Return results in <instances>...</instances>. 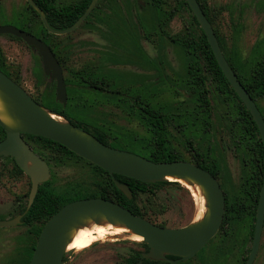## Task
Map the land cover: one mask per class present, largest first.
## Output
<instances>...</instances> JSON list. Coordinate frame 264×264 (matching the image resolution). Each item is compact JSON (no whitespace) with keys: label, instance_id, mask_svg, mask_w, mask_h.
Segmentation results:
<instances>
[{"label":"rangeland","instance_id":"1","mask_svg":"<svg viewBox=\"0 0 264 264\" xmlns=\"http://www.w3.org/2000/svg\"><path fill=\"white\" fill-rule=\"evenodd\" d=\"M59 1L64 4L74 0ZM148 2L98 0V9L87 26L49 39L60 46L55 53L67 90L62 110L113 147L138 155L154 148L155 135L144 117L151 113L163 116L166 146L183 161L192 162L197 155L199 164L217 169L229 208L239 205L251 211L240 214V218L230 214L225 223L231 226L226 240L232 241L241 228L253 226L255 209L254 200L244 196V165L249 154L238 140L241 129L237 102L232 95L217 90L209 76L206 87L210 110L200 112L192 95V78L187 74V64L193 58L177 46L179 42L172 43L188 30L196 31L191 14L178 0H165L156 12ZM205 6L223 54L232 59L236 52L244 75H248L264 52V0H205ZM29 16L24 0H0V25L41 34L39 21ZM137 18L140 22H136ZM0 61L19 86L52 111L45 106V94L54 93L55 83L44 74L33 48L22 40L0 35ZM257 106L264 116V98L257 100ZM33 148L43 160L50 161L51 177L46 189L56 195L95 192L101 176L91 165L67 156L56 162L48 150ZM29 189V178L18 174L12 161L0 159V221L13 218L18 206L27 200ZM150 198L140 195L135 202L142 218L162 227L185 226L199 209L188 190L177 185L165 186ZM44 224L0 228V264H29L39 236L37 230ZM245 237L249 248V234ZM141 243L108 238L84 251L66 252L63 264H119ZM254 264H264V229Z\"/></svg>","mask_w":264,"mask_h":264},{"label":"water","instance_id":"2","mask_svg":"<svg viewBox=\"0 0 264 264\" xmlns=\"http://www.w3.org/2000/svg\"><path fill=\"white\" fill-rule=\"evenodd\" d=\"M38 13L45 28L55 35L75 31L96 7L98 0H91L84 13L68 28L51 29L44 12L32 1L25 0ZM202 32L223 76L255 123L264 148V119L256 103L244 89L228 64L220 48L212 25L196 0H184ZM0 35H11L33 48L41 58L45 75L55 81V100L67 102L66 84L60 64L48 46L34 35L10 25L0 26ZM0 127L5 137L0 141V159L11 157L18 168L29 178L27 209L32 205L39 185L50 179L47 163L37 155L22 135L43 137L56 142L78 157L106 171L117 189L132 199L131 190L119 183L114 175H120L143 183L183 181L197 185L205 200V212L201 219L178 227L167 228L149 222L133 214L118 203L99 197L71 201L62 206L43 225L29 264H63L67 246L75 230L89 223L124 227L133 235L142 237L149 248L142 259L167 260L166 255L178 260L194 256L219 230L225 207L224 194L216 178L202 167L188 161L153 162L141 155L105 145L87 131L73 125L62 116L45 109L21 86L0 71ZM23 215L0 221V228L20 225ZM264 222V175L255 213V226L250 255L245 264H252L258 251ZM176 264V261H169ZM138 262L137 264H140Z\"/></svg>","mask_w":264,"mask_h":264},{"label":"trees","instance_id":"3","mask_svg":"<svg viewBox=\"0 0 264 264\" xmlns=\"http://www.w3.org/2000/svg\"><path fill=\"white\" fill-rule=\"evenodd\" d=\"M183 2V0H181ZM204 12L205 16L208 18V12L205 6V0H196ZM91 0H76L72 6L62 7L59 21L52 23L49 20V26L56 30H63L70 27L86 10ZM98 9V5L92 10L89 16L84 20L80 26H87L88 20L93 16L95 10ZM158 10V9H157ZM156 10V11H157ZM192 20L194 21L196 31L193 29L188 30L183 35L178 36L177 40L175 38L172 40L173 44L185 51H183L187 56L193 58V62L187 64V74L192 78L193 89L192 95L195 97L197 105L201 113H208L210 110L209 99L207 98V81L210 76L211 81L215 82V88L223 94L232 95L237 102L238 108V121L239 127L241 129L239 135V143H243L244 147L247 148L249 159L247 161V167L244 171V194L249 197L250 200H254V203L257 202L260 187L263 181L264 175V148L261 141L258 129L253 122L249 112L245 109L242 102L239 100L237 95L234 93L229 83L223 76L221 70L219 69L217 62L210 50L206 37L202 30L199 28V25L195 17L191 14ZM209 19V18H208ZM212 25V22L209 20ZM29 31V30H28ZM216 38L217 34L214 31ZM13 37V36H10ZM15 38V37H13ZM20 40L18 38H15ZM218 40V38H217ZM220 48L222 50L220 41L218 40ZM228 64L236 74L238 80L248 92L252 100L256 103L259 98H264V52L259 55V58L253 65L250 67L248 75H244V67L241 65L238 60L236 52H234L233 58L226 57ZM0 71L6 74L10 79L18 84L16 78H14L4 67L3 63L0 61ZM203 75H201V73ZM205 72V74H204ZM194 77V79H193ZM19 85V84H18ZM53 95V97H51ZM37 103L41 104L39 100L33 98ZM46 107L52 111L63 115L70 123L76 125L77 127L87 131L94 138H96L101 143L113 147L109 144L105 138L98 136L95 133L89 132V130L80 124H76L71 120L66 113L62 110L64 106L61 103H58L55 100L54 93L51 94L48 91L45 94ZM58 106V107H56ZM258 107V106H257ZM60 108V109H59ZM260 111V110H259ZM264 119V116H263ZM146 126L154 133L155 140L153 149L149 152H141V156L146 157L147 159L153 162H171L179 159L176 152L171 148H168L164 142V136L166 133L164 117L159 114H148L147 117H144ZM5 137L4 130L0 127V141ZM23 139L27 142L30 148L35 152L36 150L33 147L42 148L43 150H48L56 162L60 161L63 156L74 157L76 159L82 160L87 164L91 165L95 172L101 176V181L98 182L95 186V192L91 194H82L77 195L76 191L65 192L63 194L56 195L52 190L45 188L50 182L47 181L38 187V192L34 198V201L29 209H27V201L18 206L16 214H23L21 222L22 226H33L34 224H44L54 213H56L62 206L65 204L86 198L99 197L106 200L113 201L118 203L122 207L130 210L133 214L143 217L140 213L139 207L136 204V198L140 195L147 194L148 198L155 194V191L163 189L165 186L177 185L181 186L178 182L175 181H163L158 183H143L128 177L114 175V178L121 184L126 185L132 192V199H127L119 189L115 186L111 176L101 169L100 167L78 157L64 146L45 139L43 137L32 136V135H22ZM115 148V147H114ZM13 162V166L18 174L23 172L15 164L14 160L11 157L3 158ZM48 165L50 161L45 160ZM196 165L202 167L203 169L209 171L212 175L215 174V170H210L205 166L197 162V155H194L193 159L190 160ZM28 197V194L25 198ZM151 199V198H150ZM150 199H148V204H151ZM235 209V206L233 207ZM145 213L148 211V207L145 206ZM226 216V213H225ZM41 229L37 230V235L40 233ZM135 261V260H134ZM148 260H144V263H148ZM127 264H134V262H127Z\"/></svg>","mask_w":264,"mask_h":264},{"label":"flooded vegetation","instance_id":"4","mask_svg":"<svg viewBox=\"0 0 264 264\" xmlns=\"http://www.w3.org/2000/svg\"><path fill=\"white\" fill-rule=\"evenodd\" d=\"M32 1L44 12V15H45V18L47 20L48 26H49V20L53 24L56 23L57 21H59L62 7L72 6L76 2V0H74V1H69L67 3L62 4L59 0H32ZM164 1L165 0H149V2L147 4L150 7V9H152L154 12H156V10L159 9L158 6ZM178 1H181V0H178ZM180 3H181V7L182 8L185 7V9L190 14H192L191 10L189 9L187 3L184 0H183V2L181 1ZM24 4L26 6V9L30 12L29 18L31 19L32 17L33 18L35 17L39 21L40 27H41V34H38V35H35L36 33H34L32 30H29L30 32L29 31H25V32H28V33L34 35L36 38H38L42 42H44L48 46V48L52 51L54 57L56 58V60L60 64L59 59H58V57H57V55L55 53V51L59 50V47H60L59 46V42H56L55 40H52V41L49 40L51 37L60 36V35H55V34H52L51 32H49L45 28V26L43 25V23L41 21V18L38 15V13L25 0H24ZM137 5L141 7V3L140 2H138ZM109 21L110 20L108 19V21L106 23L109 24L110 23ZM208 21H209V19H208ZM136 22H140V19L136 20ZM193 23H194V21H193ZM113 24H116V23L114 22ZM51 29H53V28H51ZM20 30H22V29H20ZM53 30H56V29H53ZM56 31H60V30H56ZM213 31H214V29H213ZM70 33H68V34H70ZM8 36H11V35H8ZM37 56H38L39 60L41 61V58L38 55V53H37ZM60 67H61V65H60ZM61 69H62V67H61ZM62 72H63V70H62ZM48 77L50 78V75H48ZM50 80H51V78H50ZM52 82L55 83V81H52ZM66 92H67V90H66ZM54 96H55V88H54ZM63 106H65V105H63ZM75 123L76 124H80V125H84V124L77 123V122H75ZM1 159H3V158H1ZM48 167H49V172H50L51 165H48ZM215 171H216L215 172L216 175H213V176L216 178V180H217L218 184L220 185V188H221V190H222V192L224 194V199H225L224 215H223L222 223L220 225L219 230L216 232V234L210 240H208L204 244V246L194 256H192L191 258H189L187 260H182V261L178 260L177 257L171 256V255H166V259L167 260H150V259H146V258L142 259V257H141L142 254L147 253L149 248H148V246L146 244L141 243L137 248L134 249V251H133V253L131 255H129L128 257H126L124 259H122V261L119 264H127V262H134V264H137L138 262H141L140 264H170L169 261H176V264H245L247 259H248V257H249V255H250V251H251L253 233H254V226H255V213H256L258 199H257V202L255 203V209H254V213H253L254 214V224H253V226L250 227V229H248V230H246V228H241L238 231V233L235 235V239L232 240V241L228 240L229 242H227L226 238L230 236V235L227 234V232H228V229H230L231 226L230 225H226L225 223L229 219L230 214L233 213L232 217L233 216H239V218H240V216L242 214H248L251 211H248L249 208H243V207H240L239 205L235 209L231 208V207L229 208L226 192H225V190L223 188V185L220 182L219 177H218L219 172L217 171V169ZM50 177H51V173H50ZM48 181H50V180H48ZM244 196L247 199H249V197L247 195L244 194ZM258 198H259V195H258ZM26 201L28 203V197H27ZM17 210H18V208L15 210V212L13 214V218L18 216V215H23V214H16ZM225 213H226V216H225ZM263 229H264V222H263V228H262V232H261V237H260V243H259L258 251L256 253V256H255L252 264H254V262H255V260L257 258V255L259 254V251H260ZM247 233L249 234V237H250V246H249V248H246V242H245V238H246L245 236L247 235ZM144 260H148L149 262L148 263H144Z\"/></svg>","mask_w":264,"mask_h":264},{"label":"bare ground","instance_id":"5","mask_svg":"<svg viewBox=\"0 0 264 264\" xmlns=\"http://www.w3.org/2000/svg\"><path fill=\"white\" fill-rule=\"evenodd\" d=\"M179 184L188 190V192L195 199V204L199 207L193 221L201 219L203 213L205 212V200L199 187L197 185H188L183 181H179ZM117 237H122L133 242H142V237L133 235L124 227L112 226L108 223L96 225L91 222L86 227H82L74 231L71 242L68 244L66 251L81 252L90 248L96 242Z\"/></svg>","mask_w":264,"mask_h":264}]
</instances>
